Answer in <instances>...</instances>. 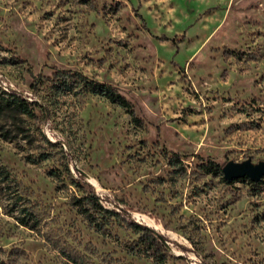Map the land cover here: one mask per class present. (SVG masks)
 I'll return each instance as SVG.
<instances>
[{"label":"rangeland","instance_id":"obj_1","mask_svg":"<svg viewBox=\"0 0 264 264\" xmlns=\"http://www.w3.org/2000/svg\"><path fill=\"white\" fill-rule=\"evenodd\" d=\"M58 71L114 87L142 124L60 94ZM11 94L34 115L0 111V264H264V181L203 167L264 162V0H0Z\"/></svg>","mask_w":264,"mask_h":264},{"label":"trees","instance_id":"obj_2","mask_svg":"<svg viewBox=\"0 0 264 264\" xmlns=\"http://www.w3.org/2000/svg\"><path fill=\"white\" fill-rule=\"evenodd\" d=\"M54 75L57 80L56 87L60 94L66 91H74L75 89H79L82 93L85 94L102 96L109 102L123 108L130 115L133 123H135L136 125L142 124V121L135 112L133 104L114 87L102 83L98 80L89 79L87 76L79 73L71 74V72L69 71H58ZM74 78L75 81L72 80ZM31 104L32 103H30L22 96H19L18 94H11L9 95V97L2 98L0 100V111L8 110L9 112H17L28 116H33L34 112L31 108ZM203 167L208 172L220 171L224 176L221 166L212 161L207 162ZM8 179L9 178H3L4 181H7ZM242 179L234 180L233 182L240 181ZM249 181L253 183V181ZM263 181L264 179L261 180V182ZM17 198H19L21 201L23 199L22 196H18ZM86 200L88 201L90 207L93 209L100 210L101 212L109 215L117 214L115 211L105 208L100 203V197L92 190L87 194ZM20 214L21 215L17 218V221L20 223V225L29 227L36 224V215L32 211L31 207L25 204L21 207ZM132 225L135 230H142L147 235H149V237H151L150 239L153 245L160 244L161 246H163L161 242H157V238L155 237V235H153V232L149 228L141 226L137 223H132Z\"/></svg>","mask_w":264,"mask_h":264},{"label":"water","instance_id":"obj_3","mask_svg":"<svg viewBox=\"0 0 264 264\" xmlns=\"http://www.w3.org/2000/svg\"><path fill=\"white\" fill-rule=\"evenodd\" d=\"M224 179L227 182L248 178L253 182H260L264 179V162L253 164L251 160L242 163L229 162L222 168Z\"/></svg>","mask_w":264,"mask_h":264}]
</instances>
